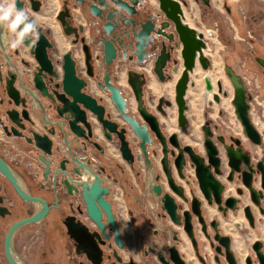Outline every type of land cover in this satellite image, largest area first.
Segmentation results:
<instances>
[{
    "label": "water",
    "instance_id": "1",
    "mask_svg": "<svg viewBox=\"0 0 264 264\" xmlns=\"http://www.w3.org/2000/svg\"><path fill=\"white\" fill-rule=\"evenodd\" d=\"M201 1L206 5H210V0ZM30 2L35 13L41 10L42 0H30ZM129 2L135 3L136 0L118 1L119 6L126 10H128L126 7L129 6ZM158 2L161 11L173 23V32L168 35L164 34L168 40H173V45L169 46L163 42L161 53L157 55L154 62L153 72L159 80L167 82L173 79L174 74L177 73L182 58L184 70L175 86V100L178 105L179 125L186 128L187 104L185 95L190 82V72L194 70L196 58L205 70L209 68L210 60L204 54L206 43L202 35L183 21L182 6L187 5L188 1L158 0ZM24 4V0H16L18 10L26 12ZM95 15L99 16L100 13ZM28 17L29 20L36 21L35 31L27 34L23 39L38 63L32 84H29L25 79L26 74L23 73L20 65L12 62L7 50V47L11 45L9 28L5 23H0V59H2V62L0 60V82L6 81L8 104L14 106L5 111V114L13 123L11 127H5L7 134L24 138L29 144L43 152L39 155V158L44 165L43 171L46 177L52 172L53 166V160L47 157L55 154L58 158L64 155V149L61 146L63 141L68 157L61 160L58 165H54L57 166L54 170V177L58 174L65 175L63 182L69 188L70 193L73 190L79 191L81 187L90 216L103 230H106V223L103 222L102 214L103 211L107 213L108 221L115 230V240L118 246L123 248L125 245L124 240L115 221L111 202L106 198L111 189L108 184H105V180L106 177H111L115 171L122 178L124 170L120 166L113 167L107 161L106 150L100 147L98 143H94V145L100 149V153L93 151L89 145L92 136V133H89V130L92 131L91 124H100L105 137L110 142L116 141L119 143V149L128 164L133 167L137 165V161L140 159L137 153L138 148L147 165L148 175L145 191L147 197L150 196L154 200L155 206L147 203L148 211L146 213L148 212V214H145L151 217L149 220L154 221L158 227L153 235L149 236L152 246L148 250H161L159 258L164 260L167 255L166 260H164L166 264H187L179 252L181 245L185 244L182 232L189 237L195 250H199L201 242V246H204L205 240L201 238L202 232L204 238L211 243V247L223 255L229 264H240V258L236 255L235 248L232 246V237L221 234L219 221L212 220L209 222L207 220L203 214V207L205 209V201L210 206L216 204L218 209L223 212L224 217H228L229 210L238 211L242 207L240 204L242 203L241 198L225 196L229 185L236 183L242 184L244 187V189L238 188V194H245L247 189L252 202L260 208L261 214H264V208L262 207V202L264 203V160L253 162L252 155L244 151L240 139H237L234 145L227 142L224 137H219L215 141L213 131L207 126H204L205 153L197 152L190 144L182 146L177 133L167 137L161 128L159 117L144 105V80H139L140 76H144V74L132 70L128 72L129 83L138 101L136 114L130 110L129 101L123 90L119 86L110 83L109 73L100 83L105 92L109 93L110 99L119 113L118 118L123 122L115 120V116L107 104H100L95 96L82 91L84 82L76 75V62L72 56V51L64 55L63 69L65 73L62 81L53 84V76L56 75V71H53V61L48 53V49L52 44L43 27L39 26L37 16L32 14ZM111 17L112 15L109 14L107 19L109 20ZM58 18L63 26H66L64 29L66 34L70 35L74 32L68 28L70 26H67L68 23L64 20V17L59 15ZM125 21L128 20L125 19ZM110 23V21L105 23V30L108 35H111L112 32V24ZM22 27L23 25L20 26V28ZM152 29V22L147 21L141 24V29L133 31L135 46L132 50L133 56H129V60L135 58L138 63L142 64L150 56L152 57L157 53V50L152 52L147 50L149 43L153 41L150 36ZM118 44L124 49L123 60H126L127 50L132 47V43L120 40ZM99 45H102L106 64H112L117 57V47L114 41L105 39L100 41ZM181 45L180 57L172 60V53H174L177 46ZM10 50L12 48H9ZM171 61L174 66L170 63ZM3 63L10 70H3ZM25 64L30 65L29 62ZM167 71L168 74H166ZM4 72L7 74L4 75ZM227 73L234 86L232 103L237 118L243 125L244 133L254 144L261 145L263 142L262 134L250 117V104L245 86L240 76L231 67H227ZM17 77L22 89L17 88L15 84ZM209 84L208 82V88L212 90L213 87ZM30 85L31 87H29ZM213 99L220 102L219 94H214ZM19 106L41 108L43 110V120L47 126H50L49 134L33 132L31 136H27L24 132L19 131L17 127L26 129V126L18 122V119L21 121L23 118H27L28 115V111L25 109L22 116H20L21 118H18L17 114L20 115V112L17 108ZM47 108L53 109L55 115L49 116ZM89 113L96 117L98 123L91 122L88 119ZM122 124L126 126H121ZM87 131L88 134H86ZM160 150L163 154L161 159L162 170L157 173L155 169L159 167L153 162L151 153L156 155L159 154ZM67 164H70V168ZM227 167L228 174H226ZM192 168L195 169L196 178L191 171ZM175 169L181 182L178 181ZM0 174L13 183L16 191L23 199L33 202L36 206V211L31 217L19 220L10 227L5 239V252L9 263L26 264L15 250V234L23 226L41 221L48 212L49 207L42 198L33 196L30 193L23 178L1 157ZM259 178L261 181L260 189L255 186ZM195 179L198 181L202 196H198L193 185ZM114 180L117 181V178ZM188 187L189 193L191 191L190 194L188 193ZM187 205H190L189 208H187ZM242 209L251 227L255 228L257 220L252 213V207L248 205L242 207ZM154 223L150 222L151 225ZM174 225L179 228H175ZM196 227H200L199 233ZM211 229L213 230L212 233L210 232ZM70 233L76 239L79 249L98 250L89 252V257L98 262L94 257L101 254L100 244H105V241L101 240V236L96 232L90 233L84 225L71 227ZM106 236L109 238L107 233ZM252 250L253 255L245 258L246 264H264V241H255ZM216 261L220 262L219 255L216 256Z\"/></svg>",
    "mask_w": 264,
    "mask_h": 264
},
{
    "label": "flooded vegetation",
    "instance_id": "2",
    "mask_svg": "<svg viewBox=\"0 0 264 264\" xmlns=\"http://www.w3.org/2000/svg\"><path fill=\"white\" fill-rule=\"evenodd\" d=\"M24 1H25L24 6L26 8V13L29 16L35 14V12L32 9L30 0H24ZM118 1L119 0H61V8L59 10L58 16L61 15L62 17H64V20H66V22L68 23L67 26H70L68 28L74 31L70 35L66 34L64 30L66 26H63L61 20L57 18L62 25L64 34L68 38V44H69L68 50L64 53H61L60 50L58 49L56 40L52 35V31L49 29H45L42 26L44 31L48 35L50 43L52 44V46L48 49V53H49V57L53 61V66H54L53 71H56V75L53 76V84L62 81L65 73L63 69V58L67 52L72 51V56L76 62V75L84 82L82 91L95 96L100 104H107V106L113 104L110 99L109 93H106L105 89L102 87V84H100L105 79L106 74L109 73L110 83L119 86L123 90L125 97L129 101V107L131 103L135 104L137 107L138 101L136 99L135 92L129 83L128 72L132 70L138 72L139 74H144V76H140L139 79V80H144V84H143V91H144L143 98L145 99L144 105H146L149 111L153 112L158 117L159 115L157 114V112L161 113L163 116H167V111L165 107L173 105L174 104L173 100L164 96H160L159 98H157L147 90V86L151 82V77L149 75L148 70H150L151 68V71L153 72L154 62L157 58V55L161 53L163 42H165L169 46L173 45L172 42L173 40L172 41L168 40L164 35V34L168 35L173 32L172 29L173 23L161 11L158 0H136L135 3L129 2L128 3L129 6L126 8H128L130 12L119 6ZM122 2H127V0H122ZM42 4H43V0H42ZM210 4H211V0H210ZM16 9L18 10L17 5H16ZM96 13H100V15L97 16L95 15ZM109 14H111L112 17L108 20L107 16ZM125 19H127L128 21H125ZM109 21L111 22L110 24H112L111 35H108L105 30V23ZM147 21H151L153 24V29L150 32V36L153 38V41L149 43L147 50L149 52L157 50V53L152 57L150 56L144 63L140 64L135 60V58L129 60L128 57L131 55L133 56L132 50L135 46L133 31L136 29H141V24ZM183 21L184 22L186 21L184 16H183ZM185 23L188 24V22ZM39 26L41 25L39 24ZM191 27L194 28L196 31L198 30L196 27L193 26ZM16 31L18 32L19 28ZM9 35L11 37V45L7 47V50L12 62L19 64L20 66H21L20 64L21 62L19 63L20 59L22 60L23 64L29 62L28 61V59L30 58L29 56L34 57L31 54L30 49L27 47V45H25L23 41L17 44L15 47H13L12 46L13 42L17 38L16 33L11 31V29L9 28ZM105 39H110L111 41H114L115 46L117 47V57L113 60L112 64L110 65L106 64L102 45H99V42ZM120 40H123L126 43L128 42L132 43V47L127 50L126 60H123L124 49H122L121 46L118 44ZM9 48H12V50L9 51ZM181 49H182V45L177 46L176 50L171 55L172 60L180 57ZM169 50L170 49L168 48V51ZM0 60L2 62V59ZM180 60L181 62H183L182 58ZM170 63L172 64V66H174L172 61ZM197 63H198V58H196V65L194 67V70L197 66ZM263 63H264V58H261V60L258 62V65L260 66L261 71L264 74ZM136 64L140 65L139 69L136 67L137 66ZM210 65H211V60H210ZM125 66H127L128 68L127 86L122 87L120 85V74ZM2 68L3 70L4 69H7V71L10 70L9 68L6 67L5 63H3ZM194 70L190 72L189 84L192 83L191 75L194 73ZM35 71L36 68H33V72ZM6 72H4V75L7 74ZM166 74H168V71L166 72ZM237 75L240 76L245 86L248 95V102L250 104V100H252V97H250L249 95L250 90H248L249 89L248 86H246V84L244 83L245 82L244 78L247 77H244L242 74H237ZM206 81L208 83L209 78H206ZM15 84L17 88L22 89V85L19 82L18 77L16 78ZM29 87H31V85ZM22 96L23 94L21 95V97ZM175 96H176V91H175ZM7 99L9 100V97L6 90V81L4 80L3 82H0V157L3 160H5L23 178L30 193L33 196L42 198L49 207L48 212L41 219V221L23 226L15 234L14 237L15 250L19 253V255L25 261V263L26 264H166L164 263V260H166L165 258L167 257V255L165 256L164 260L159 258V254H161V250H148V249L134 250L133 245L130 243L128 237L134 233L133 223L131 221L133 210L132 208L129 207L127 203L125 192L118 193L117 195V196L120 195L118 199L119 201H121L120 203L121 211H120L117 203L113 200L112 197L115 192V189L112 184H109L108 181L105 180V184H108L111 189L110 194H108L106 198L111 202L112 211L115 215V221L119 227V232L125 244L123 248H120L117 244V241L115 240V230L112 228V226L108 221L107 213L103 211L102 214L103 222L106 223V230H103L101 226H99V224L90 216L81 187L79 191L73 190L72 193H70L69 188L66 187L63 182L65 175L58 174L56 177H54V172H55L54 170L57 168V166L54 165H58L61 162V160L68 157L67 151L65 149V144L63 143V141L61 142V146L64 149L63 150L64 155H61L58 158L56 157L55 154L48 156L47 158H51L53 160L52 172L49 175H47V177L44 175V171H43L44 165L39 158V155L43 152L35 148L32 144H29L24 138L13 135L9 136L5 130L6 126L11 127L13 125L11 120H9V118L5 114L6 110L14 107L13 105L8 104ZM2 101L4 102L1 104ZM186 104H187V100H186ZM251 106L252 105L250 104V117L253 123L255 124V126L257 127V129L260 131V129L262 128L259 125L260 126L259 129L258 124L254 122L251 112L252 110ZM25 109H27L28 111L27 118H23L21 121L18 119V122L23 123L26 126V129L17 127L18 130L24 132L27 136H31L33 132L49 134L50 126H47L43 120L42 117L43 110L41 108H34L31 106H27V108L19 106L17 108V110L20 112V115L17 114L18 118H21L20 116H22L23 110ZM47 112L49 113V116L55 115V112L51 108H49ZM88 119L91 122L95 121L96 123H98L96 117L93 116V114L91 113H89ZM115 120L123 122L118 118V116L117 118L115 117ZM178 123H179V119H178ZM164 124L165 126L168 125V120L164 119ZM91 125H92V131L89 130V133L91 132L92 136L90 137L91 144L89 145L91 146L93 151H95L96 153H100V149H98L94 145V143H98V145L104 149H105V145L102 142V140H99V138H97L96 130L98 124L96 125L91 124ZM121 126H126V125L122 124ZM169 126H170V120H169ZM205 126L209 127L213 131L214 133L213 139L215 141L219 137H224L225 139H227V142L234 145L235 141L237 139H240L242 141V146L244 151L252 155L253 162H257L258 160L261 159L264 160L263 155L262 156L255 155L254 151H252L251 149L257 146L261 147V145L264 143L263 135H262L263 142L261 143V145H256L245 135L243 125H242L243 131L242 130L241 131L243 132V135H245L246 137V139L244 138L245 140L243 139L242 135H238V134H231V136L228 137L226 135H219V136L217 135L218 136L217 137L215 134V128L212 125H205ZM161 128L167 137H169L173 133H177V132L169 133L167 130H165L162 123H161ZM180 128L185 130V128L182 127ZM203 131L205 133L204 127H203ZM193 133L195 132L193 131ZM86 134H88V131L86 132ZM114 137L116 136L114 135ZM190 138L192 139L190 141L193 142L194 145H196L195 147L193 146L195 150L197 152L205 153L204 140L200 143L199 140L194 135L191 136ZM18 140H20L25 144L26 149H23L21 146H19V144L17 143ZM106 140L108 139L106 138ZM179 141L181 142L182 146L185 145L181 141L180 136H179ZM246 143L251 148L249 146L247 147ZM162 156L163 154L161 150L159 154L156 155L151 153L152 160L155 163V165L159 167L158 168L159 171L162 170L161 169ZM20 164H22L23 166L20 167ZM67 165L70 168V164ZM129 166L130 169H134L132 165L129 164ZM191 171L193 172V175L195 177V169L192 168ZM146 173H148L147 165H146ZM115 174H116L115 176H119V173L116 171ZM226 174H228V167L226 168ZM130 176L131 173L129 172V170L125 169L123 171V177L122 178L117 177V181L114 182L116 184H120V186H122L123 190L125 191V189L133 188V186H135ZM179 182H181V180ZM193 183L198 196H202L199 190L198 182L193 181ZM255 186L256 188L259 189L261 188L260 178L259 181L257 180V182L255 183ZM136 188L138 189L137 186ZM144 188H146V186ZM238 188L244 189L242 184L240 185L236 183L230 184L226 190L228 193H230L227 196H235L237 198H241L242 203L240 204L242 207L248 205L252 207V204L255 205L249 196L250 194L249 191L246 189L245 194L240 195L237 192ZM138 192L139 193L137 197L142 206L143 209L142 211L145 213L143 207L147 206V199L144 198L142 194V190L138 189ZM188 193H189V187H188ZM122 200L124 201L122 202ZM189 206L190 205H187V208H189ZM208 206L210 205L208 204ZM242 207L238 211H233V212L235 214H238L239 211L242 209ZM262 207L264 208L263 202H262ZM205 209L203 207L204 215L206 211ZM35 211H36L35 204L31 201H27L23 199L16 191L13 183H11V181L8 180L5 176L0 174V250H2L1 251L2 257L0 258V264H10L5 252V239L8 230L17 221L31 217L35 213ZM252 213L255 216L253 208H252ZM123 220L128 221L129 223L128 226L124 225ZM212 220H217V219L215 218ZM212 220H208V221L210 222ZM83 225L89 229L90 233L96 232L101 236V240L105 241V244H100V247L102 249L101 254L99 256L94 257L98 262H95L93 258L91 259L89 257V252L91 253L98 250H84L83 248L79 249L76 239L70 233L71 227L83 226ZM174 227L177 229L179 228L176 225H174ZM238 227L239 229H243V225L241 223L238 224ZM152 228L153 227H150L148 231L152 230ZM196 229L198 231L200 230V227H196ZM219 229H220V222H219ZM153 230L156 231L157 228ZM210 232L212 233L213 230L211 229ZM106 233L109 235V238L106 236ZM182 234L184 233L182 232ZM221 234L223 233L221 232ZM25 235L26 238L24 239L22 246L26 250H21L19 248V243ZM201 236H202L201 238L205 240L206 244L208 242L212 250L210 251L201 250L203 249L202 247L205 246V242H204V246H201L202 243L201 242L199 246V250H193L192 253L190 252L189 256L186 254L184 250H179L181 257L186 261V263L211 264L212 262L211 258H213V260L217 264H229L223 255L219 254L215 250V248L211 247V243L204 238L202 232H201ZM232 246H233V240H232ZM235 252L236 255L239 257L236 250ZM211 254L213 255V257H211ZM218 255L220 258L219 263L216 261V256ZM249 255H253V250H251L250 253L247 254V256ZM240 264H242L241 259H240Z\"/></svg>",
    "mask_w": 264,
    "mask_h": 264
},
{
    "label": "crops",
    "instance_id": "3",
    "mask_svg": "<svg viewBox=\"0 0 264 264\" xmlns=\"http://www.w3.org/2000/svg\"><path fill=\"white\" fill-rule=\"evenodd\" d=\"M7 2H10V0H7ZM188 2L189 3L186 6H183V15L186 20L185 22H188L190 26L195 27L194 24L192 23V21L194 22V20L191 21L188 15L190 13L189 12L190 8H193L195 11H197V14L201 15L202 10L198 4L200 2L194 0H188ZM42 5L43 6L41 10L35 13L38 18V22L45 29H49L52 31V35L56 40L58 49L60 50L61 53H64L68 50L69 44H68V38L63 32L62 25L57 19L59 10L61 8V0H43ZM227 12L231 17L232 22H229L224 18H222L224 20H221L219 17H215V18L213 17V20L216 19L220 23L221 26L220 30H222L221 24L223 23V21L225 22V25H227V27H229V29L231 30H233L232 29L233 26L231 25L234 26L237 25L231 16L232 14L236 16L237 12L234 13L232 6H228ZM260 27L262 28V30H264V22L263 24H261ZM232 43L233 42L229 43L231 50L229 51V54L225 55V58H221V59L219 57L210 58L211 65L209 69L205 70L202 68L199 62L197 63L194 73L191 75L192 83L189 84L186 93L188 108L186 111L187 128H185V130L179 127L178 107L175 103V86L178 79L181 76V73L184 70L183 62H181L179 66V70L177 71V73L174 74L173 79L164 83L159 80V78L151 71L150 68L149 75L151 77V82L147 86V90L157 98H159L160 96H164L173 100L174 103L171 106L165 107L167 111V116H163L161 113L158 112L157 114L159 115L161 123L165 128V130H167L169 133L177 132L183 144H190L195 147L196 145H194V143L190 141L192 140L190 137L193 135L198 140L203 141L205 138L203 127L205 125H212L215 128L216 136L226 135L228 137L231 136V134H235V132L232 133L233 131L231 132L230 129L224 125L225 122L222 118H220L219 120L213 118L215 117V115H217V112L223 110L232 111L235 113V107L232 103L234 96V86L227 74V67H231L237 74H242L241 70L240 71L238 70V66L240 65L242 59L247 58L249 64L252 67L259 68L261 70L260 66L258 65V62L261 60V58H264V55L260 56L257 54H252L253 56H251L250 54H247V52L243 53L244 49L242 48L241 44L234 45ZM127 69H128L127 66H125L120 74V85L122 87L127 86ZM260 77L264 83V74L261 73ZM206 78H209V82L213 87L212 92H209L207 90L208 83L206 81ZM261 92L264 95V86ZM216 93H218L220 96V102H217L213 99V96ZM109 106L114 116L117 118V116L119 115L117 109L113 104H110ZM209 107L211 108V110L209 112H205L206 108ZM136 109H137L136 105L131 103L130 110L134 114L137 113ZM164 119L168 120V125L166 126L164 124ZM169 120H170V126H169ZM239 130L241 131V129H238L236 131ZM193 131L195 133H193ZM96 133H97V138H99V140L105 141L106 138L104 136L103 129L100 126V124H98ZM184 133L188 138H186L185 136L183 137L182 134ZM17 143L23 149H26V146L23 142L18 140ZM103 143L107 149V153H110L109 151H112L113 154L115 153V156L112 155V157L120 162V159L123 158V156L119 149V143L116 141L110 142L109 143L111 145L110 148L107 146L108 144H106L105 142ZM137 153L140 159L137 161L136 166L139 171L142 169V172L140 171V173L136 177L133 176L132 182L135 178V181H137V183L141 185L142 188L145 190L144 187L146 186L147 174L144 175L143 170L146 169V164L143 159V156L141 155V151L138 150V148H137ZM22 166L23 165L20 164V167ZM156 172L157 173L159 172L158 168H156ZM175 174L178 180L180 181L181 179L178 177L176 170H175ZM138 193L139 192L138 189L136 188V185L133 186V188L125 189V197L127 199V203L129 207L132 208L133 210L131 221L133 223L135 242H136L133 248L134 250H143L149 247L147 237H144L145 231H147L148 229V225H147V220L145 219L146 214L142 211L143 210L142 206L137 197ZM229 194L230 193L226 191L225 195L227 196ZM205 206H206L205 209L206 218L208 220H212L215 218L219 220L221 232L223 234H227L232 237L233 246L237 251L239 258L241 259V263L245 264L244 259L247 256V254L250 253V251L252 250L253 243L258 240H264V215L261 214L260 209L256 205L252 204V208L257 219L256 227L252 228L249 223V220L245 216L244 211L242 209L239 211L238 214H235L233 211L229 210L228 217H224L223 212H221L218 209V206L216 204H214L213 206H208V203L205 201ZM126 223L128 226V221ZM239 223L243 225V229H239L238 227ZM184 239L186 243L185 245H182L181 250H184L186 254L189 256L190 252L192 253L193 250L195 249L188 236L185 235ZM142 241L145 242L144 246L141 245ZM202 248L203 249L201 250H209V251L212 250L208 242ZM211 257H213L212 254ZM211 259H212L211 264H217L213 260V258Z\"/></svg>",
    "mask_w": 264,
    "mask_h": 264
},
{
    "label": "rangeland",
    "instance_id": "4",
    "mask_svg": "<svg viewBox=\"0 0 264 264\" xmlns=\"http://www.w3.org/2000/svg\"><path fill=\"white\" fill-rule=\"evenodd\" d=\"M197 2H200L198 4L202 10L201 15L197 14V11H195L193 8H190L189 10L190 13L188 15L191 21L194 20V22L192 21L194 26L198 30H203V29L204 30L212 29L214 31L216 30V37L209 40V42L207 43L208 49L205 50V54L207 56H209L210 58H218V57L220 59L225 58V55L229 54V51L231 50L229 46V43L231 42H233L232 44L234 45L241 44L242 48L244 49L243 53L247 52V54H250L251 56H253L252 54H257L260 56L264 55V30H262V28L260 27L261 24H263L264 22V0H211L210 5H206L201 1H197ZM228 6H232L234 13L237 12L236 16L233 14L231 15L237 25L236 26L231 25L233 26L232 27L233 30H231L229 29V27H227V25H225V22L223 21V23L221 24L222 30H220L221 29L220 23L216 19L213 20V17L214 18L219 17L221 20L225 19L229 22H232V19L227 12ZM209 19H210V22H209ZM28 61L30 63L29 66H27L26 64H23L21 59L19 60V63L21 62L20 67L22 68L23 73L26 74L25 78L27 79L28 83L32 84L33 77H34L33 68H36L38 63L36 59L31 56L28 59ZM136 65H137L136 67L139 69L140 65L138 64ZM238 70L239 71L241 70L242 75L244 77H247V79L250 82L249 85L252 91L254 92V100L252 101V110H251L252 117L254 119V122L258 124L259 129L261 126L262 129H260V132L262 133L264 137V130H263L264 129V124H263L264 123V95L261 92L263 90L264 85H263V80L260 77L262 71L259 68L252 67L249 64L247 58H244L241 60L240 65L238 66ZM148 71L150 73V70ZM260 81H261V84H260ZM210 110H211L210 107L206 108L205 112H209ZM213 118L216 120H219L220 118H222L225 122L224 125L228 127L231 132L233 131L232 133L235 132V134L242 135L243 139L244 138L246 139L245 135H243V132H242L243 131L242 125L240 121H238L237 116L234 112L226 111V110L219 111L217 112V115H215V117ZM238 129H241L242 131L240 130L236 131ZM182 135L183 137L185 136L186 138H188L185 133ZM108 141L109 140L106 141L105 139V141L103 142L108 144L107 146L110 148L111 146L109 144L110 141L109 142ZM199 142L201 143L202 141L199 140ZM246 145L247 147L249 146L247 143ZM251 149L252 151H254L255 155L262 156L264 153V143L261 145V147L257 146ZM105 150H106L105 156L108 159L107 161L113 167L120 166L124 170L125 169L129 170V172L131 173V176H130L131 179H133V176L136 177L138 175L137 172L139 173L140 171L142 172V169L139 171L136 165L134 166V169H130L129 164L124 158H121L119 162L117 161V159L112 157V155L115 156V153L113 154L112 151H109L110 153H107L106 147H105ZM111 170L113 169L111 168ZM145 172H146V169L143 170L144 175L147 174ZM115 175L116 174L114 173L111 177H106V180L108 181L109 184H112L115 189V192L112 197H113V200L117 203L119 210L121 211V207H120L121 201L118 200L120 195L119 196L117 195L118 193H123L125 191H123V188L122 186H120V184H116L114 182L115 181L114 179L117 178V176ZM194 181L198 182L197 180H194ZM133 183L138 187V189L142 190V194L144 198L147 199L148 205L151 204V206H155L154 200L150 196L147 197L146 191L144 192V189L142 188L141 185L137 183V181H135V178L133 180ZM123 201L124 200H122V202ZM145 205H146V202H145ZM143 208L146 213V211H148V206L146 207L144 206ZM146 214H148V212ZM150 218L151 217L149 216H145V219L147 220L148 229L147 231H145L146 236L144 237H147L149 247L152 246L151 239H149V236L153 235L154 233L153 229H156V228L158 229L156 223H154V221L149 220ZM126 222L127 221L123 220V223L125 226H127ZM150 222H153L154 224L151 225ZM150 227H153V228L152 230L148 231ZM183 235L185 236V234ZM25 238H26V235L21 239L19 243V248L21 250H26L22 246V243ZM128 239L130 240V243L134 247L136 244L135 234L133 233L132 235H130ZM144 244L145 242L142 241L141 245L144 246ZM182 245H185V244H182ZM149 247H147L146 249H148ZM1 251L2 250H0V258L2 257Z\"/></svg>",
    "mask_w": 264,
    "mask_h": 264
},
{
    "label": "clouds",
    "instance_id": "5",
    "mask_svg": "<svg viewBox=\"0 0 264 264\" xmlns=\"http://www.w3.org/2000/svg\"><path fill=\"white\" fill-rule=\"evenodd\" d=\"M0 23H5L11 31L16 33V40L13 42V47L23 41L25 36L35 31L36 21L29 20L27 13L24 10L16 9V0H0ZM23 25L22 28L20 26ZM20 28L17 32L16 30Z\"/></svg>",
    "mask_w": 264,
    "mask_h": 264
},
{
    "label": "built area",
    "instance_id": "6",
    "mask_svg": "<svg viewBox=\"0 0 264 264\" xmlns=\"http://www.w3.org/2000/svg\"><path fill=\"white\" fill-rule=\"evenodd\" d=\"M197 33L202 35V38H203V40L206 43V49H204V52H205V50L208 49L207 43L209 42V40H211L214 37H216V30L214 31L212 29H207V30H204L203 29V30H197ZM244 79H245V82L244 83L246 84V86H248V88H249L248 90H250V92L248 90L247 91L249 92L250 97H252V100H250V104L252 105V101L254 100V92L252 91V89H251V87L249 85V83H250L249 80L247 78H244ZM207 90L209 92H212L213 89L212 90H209V88L207 87Z\"/></svg>",
    "mask_w": 264,
    "mask_h": 264
},
{
    "label": "bare ground",
    "instance_id": "7",
    "mask_svg": "<svg viewBox=\"0 0 264 264\" xmlns=\"http://www.w3.org/2000/svg\"><path fill=\"white\" fill-rule=\"evenodd\" d=\"M205 54V53H204ZM211 86V84H209Z\"/></svg>",
    "mask_w": 264,
    "mask_h": 264
}]
</instances>
